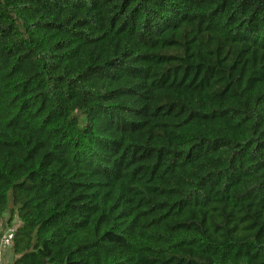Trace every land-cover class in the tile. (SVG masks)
Segmentation results:
<instances>
[{"label":"trees","instance_id":"1","mask_svg":"<svg viewBox=\"0 0 264 264\" xmlns=\"http://www.w3.org/2000/svg\"><path fill=\"white\" fill-rule=\"evenodd\" d=\"M4 215L11 264H264V0H0Z\"/></svg>","mask_w":264,"mask_h":264},{"label":"rangeland","instance_id":"2","mask_svg":"<svg viewBox=\"0 0 264 264\" xmlns=\"http://www.w3.org/2000/svg\"><path fill=\"white\" fill-rule=\"evenodd\" d=\"M7 224L17 227L20 224V222H19V219L15 217L10 223L9 222V215H4L2 217V224H1V227H0V231L2 229H4ZM2 233L0 235V239H1ZM0 252H1L0 256L2 255L3 256L2 258L4 260L6 259V261H4V264H8V262L11 261V256H12L11 249L9 248L8 250H3V249H1V246H0Z\"/></svg>","mask_w":264,"mask_h":264},{"label":"built area","instance_id":"3","mask_svg":"<svg viewBox=\"0 0 264 264\" xmlns=\"http://www.w3.org/2000/svg\"><path fill=\"white\" fill-rule=\"evenodd\" d=\"M15 231V226H7L0 239L1 249L7 250L8 248L12 247V238Z\"/></svg>","mask_w":264,"mask_h":264},{"label":"crops","instance_id":"4","mask_svg":"<svg viewBox=\"0 0 264 264\" xmlns=\"http://www.w3.org/2000/svg\"><path fill=\"white\" fill-rule=\"evenodd\" d=\"M0 254H1V252H0ZM2 257H3V256L1 255V256H0V264H4V261H6V259L4 260ZM12 258H13V257H12ZM11 260H12V259H11ZM11 262H12V261L8 262V264H11Z\"/></svg>","mask_w":264,"mask_h":264}]
</instances>
